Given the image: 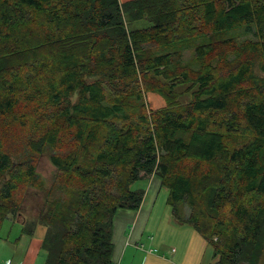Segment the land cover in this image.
<instances>
[{
	"label": "trees",
	"instance_id": "16d2710c",
	"mask_svg": "<svg viewBox=\"0 0 264 264\" xmlns=\"http://www.w3.org/2000/svg\"><path fill=\"white\" fill-rule=\"evenodd\" d=\"M152 175L213 264H264V0H0V229L44 228V264H116Z\"/></svg>",
	"mask_w": 264,
	"mask_h": 264
},
{
	"label": "crops",
	"instance_id": "0c3cea01",
	"mask_svg": "<svg viewBox=\"0 0 264 264\" xmlns=\"http://www.w3.org/2000/svg\"><path fill=\"white\" fill-rule=\"evenodd\" d=\"M143 189L144 196L138 209H119L114 215L112 259L116 264H124L125 258L129 259L132 256L134 250L130 249L139 247L143 239L150 244L153 237H149V231L171 233L173 230H169L168 226L176 227V224L171 222L170 208L167 203V206L157 204L162 189L160 179L152 175ZM16 223L20 230V221L17 220ZM43 234L44 228L38 226L32 236L19 233L13 242L9 239L1 240L3 251L0 255V264H44L46 254L41 247ZM188 234L189 232L185 230V235ZM152 252L151 247L145 249L147 256H143L140 264H161L165 261L169 264H181L175 257L168 260L166 257L152 256Z\"/></svg>",
	"mask_w": 264,
	"mask_h": 264
},
{
	"label": "rangeland",
	"instance_id": "374dc122",
	"mask_svg": "<svg viewBox=\"0 0 264 264\" xmlns=\"http://www.w3.org/2000/svg\"><path fill=\"white\" fill-rule=\"evenodd\" d=\"M147 24L148 22L146 20L141 19L135 22L133 27H143ZM185 55L186 57L190 56V52L186 51ZM254 71L255 74H261L258 63H256ZM177 92L179 94L178 100L180 103H186L190 100V91L186 89V85L179 86L177 88ZM145 99L150 108L155 109L165 104L162 97L157 93H147ZM37 171L46 180V182H49L53 167L49 163L45 154L41 155L38 160ZM147 182V178L140 179L132 184V188H145ZM167 193L168 191L166 188L161 189L157 204L161 206H164V204L166 205L165 199ZM32 200L33 199L31 197H28L24 204H29L32 202ZM21 218V216H16L13 218V221L10 219L4 221L0 229V243L3 239H9L10 242H13L16 239L20 233L19 225L16 223V221H20ZM175 226L176 227L174 228L168 226L169 230H173L171 233L169 231L161 233L155 232L154 230L149 231V237H153L152 242L150 241L151 246H149L150 244H148V242L143 239L139 247L130 249L134 251L132 252V256H130L129 259L125 258L124 264H140L143 256H147L145 249L148 247H151L153 251L152 256L166 257L168 260L175 257L181 264H213L215 262L216 257L213 256L212 248L205 243L202 237L191 226L186 224H176ZM185 230L189 232L188 235H185ZM1 244L0 255L3 251ZM172 248L174 249V252H171ZM166 262L167 261H165V263L161 262V264H169Z\"/></svg>",
	"mask_w": 264,
	"mask_h": 264
},
{
	"label": "built area",
	"instance_id": "2783aa9c",
	"mask_svg": "<svg viewBox=\"0 0 264 264\" xmlns=\"http://www.w3.org/2000/svg\"><path fill=\"white\" fill-rule=\"evenodd\" d=\"M171 252H174V249L173 248L171 249ZM7 264H9V263H7Z\"/></svg>",
	"mask_w": 264,
	"mask_h": 264
}]
</instances>
